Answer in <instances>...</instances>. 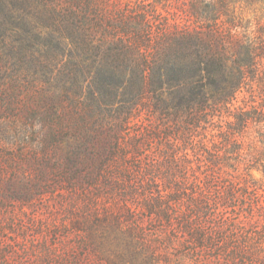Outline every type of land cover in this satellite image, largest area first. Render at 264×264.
Instances as JSON below:
<instances>
[{
  "label": "rangeland",
  "instance_id": "obj_1",
  "mask_svg": "<svg viewBox=\"0 0 264 264\" xmlns=\"http://www.w3.org/2000/svg\"><path fill=\"white\" fill-rule=\"evenodd\" d=\"M189 3L110 0L101 31L116 14L156 8L149 26L157 41L190 24L182 12ZM245 16L255 13L245 10ZM0 30V264H223L176 220L169 225L126 208L137 183L172 181L180 165L191 174L199 164L192 151L185 160L184 152L172 159L169 123L160 112L142 108L127 131H110L127 115L118 106L135 102L132 97L103 98L92 107L100 72L110 82L135 77L118 66L124 56L84 54L79 43L38 19ZM95 39L104 42L102 35ZM250 100L246 92L239 96V104ZM116 138L124 149H113ZM252 174L264 184L261 170Z\"/></svg>",
  "mask_w": 264,
  "mask_h": 264
},
{
  "label": "trees",
  "instance_id": "obj_2",
  "mask_svg": "<svg viewBox=\"0 0 264 264\" xmlns=\"http://www.w3.org/2000/svg\"><path fill=\"white\" fill-rule=\"evenodd\" d=\"M109 1L0 0V28L38 19L79 43L84 54L104 50L118 60L123 55L118 66L123 63L135 77L110 82L100 72L95 81L100 97L92 107L98 108L99 99L132 97L135 102L118 106L127 115L110 131H127L142 108L160 112L169 123L172 159L180 152L187 159L192 151L199 164L191 174L180 165L172 181L159 183L153 176L145 185L137 183L126 208L169 225L176 220L223 264H264V184L252 174L264 173V0H190L182 9L190 24L157 41L149 26L156 8L116 14L101 31ZM245 10H253L254 19ZM99 35L103 43L94 42ZM111 75L116 79L117 72L111 69ZM243 92L250 104H239ZM113 149H124L118 138Z\"/></svg>",
  "mask_w": 264,
  "mask_h": 264
}]
</instances>
